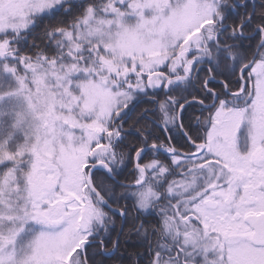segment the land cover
<instances>
[{"label": "snow or ice", "instance_id": "obj_1", "mask_svg": "<svg viewBox=\"0 0 264 264\" xmlns=\"http://www.w3.org/2000/svg\"><path fill=\"white\" fill-rule=\"evenodd\" d=\"M0 264H264V0H0Z\"/></svg>", "mask_w": 264, "mask_h": 264}]
</instances>
